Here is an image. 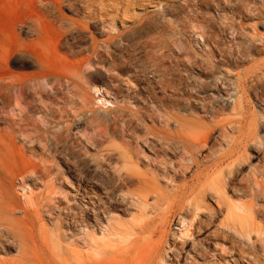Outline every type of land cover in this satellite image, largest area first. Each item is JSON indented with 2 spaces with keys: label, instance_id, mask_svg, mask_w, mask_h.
<instances>
[{
  "label": "rangeland",
  "instance_id": "1",
  "mask_svg": "<svg viewBox=\"0 0 264 264\" xmlns=\"http://www.w3.org/2000/svg\"><path fill=\"white\" fill-rule=\"evenodd\" d=\"M0 13V264H264V0Z\"/></svg>",
  "mask_w": 264,
  "mask_h": 264
},
{
  "label": "bare ground",
  "instance_id": "2",
  "mask_svg": "<svg viewBox=\"0 0 264 264\" xmlns=\"http://www.w3.org/2000/svg\"><path fill=\"white\" fill-rule=\"evenodd\" d=\"M2 19H3V14L0 13V20H2ZM243 85H244V81H242L239 84V86H241V87ZM95 89H96L97 92L100 93V88L98 86H96ZM4 91H5V88L1 87L0 88V96L3 95ZM167 142L168 141H166V143ZM120 178H121L122 181L125 182L128 179V176L126 174H121ZM255 185L257 186V189L255 190L256 193H262L263 194L264 193V186L261 185V182L260 181L258 182L257 180H255ZM140 196L141 195H138L139 199H141V197H142V196L141 197ZM197 198H200V199L197 200ZM197 198L196 197H195V199L193 198V200L189 201L188 204H187L189 209L191 211H194L195 213L198 210L197 208L199 206V202L203 201V196L202 195H200ZM207 207L212 209V211H213L212 206L207 205ZM180 221H181V225H182V228L180 229V231H181L180 232L181 233L180 236L182 237L184 242H186L187 240H190L191 238H193L194 222L186 224L185 218H183L182 220L180 219ZM136 224H137V222H136ZM137 225H138L137 227H138L139 233H141V234H145L146 233L147 235H149V238L145 241V244L143 245V248H144V251H145V255H146V260H145L144 264H161L160 261L162 259H164V256H166L169 252L172 253V255L174 256L173 259L174 260L176 259L177 264H181L179 258H177V255L174 254L172 251H170L169 248H165L166 246L164 245V240L163 239H161V238L160 239H155L156 229L154 228V226H153L151 221L141 222V223H138ZM110 234L113 235V234H115V232L112 231V232H110ZM105 236L106 235H104V237ZM81 264H100V263H98L97 260H93L91 262H86V263H81Z\"/></svg>",
  "mask_w": 264,
  "mask_h": 264
}]
</instances>
